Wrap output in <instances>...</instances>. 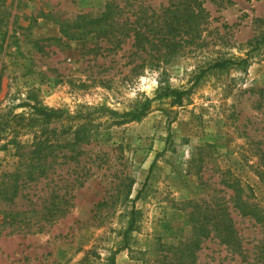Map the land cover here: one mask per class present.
Returning a JSON list of instances; mask_svg holds the SVG:
<instances>
[{"label":"rangeland","instance_id":"obj_1","mask_svg":"<svg viewBox=\"0 0 264 264\" xmlns=\"http://www.w3.org/2000/svg\"><path fill=\"white\" fill-rule=\"evenodd\" d=\"M177 1L0 0V181L25 172L20 155L39 140H72L85 122L91 137L79 154L57 151L46 178L0 204L1 264H174L191 219L222 209L248 259L212 236L194 264H259L262 229L234 197L240 188L264 210V0H203L207 18L192 42L138 50L132 28L147 32ZM110 3L119 6L110 34L78 30L77 17L99 18ZM247 57L245 69L204 72ZM167 87L189 94L173 104L157 97ZM147 100L139 120L115 113ZM24 104L60 114L48 122ZM55 195L69 210L46 222Z\"/></svg>","mask_w":264,"mask_h":264},{"label":"trees","instance_id":"obj_2","mask_svg":"<svg viewBox=\"0 0 264 264\" xmlns=\"http://www.w3.org/2000/svg\"><path fill=\"white\" fill-rule=\"evenodd\" d=\"M203 0H178L171 6L163 9V16L158 17L155 26H149L147 32L141 29H134L135 44L134 46L141 50L144 48V42L151 43L156 48L158 46L177 47L184 41H193L196 37L199 24L206 21L207 12L203 8ZM218 5L230 4L231 0H212ZM119 6L115 3H110L106 6L105 12L99 18H93L89 15L77 17V28L81 33H102L103 35L110 34V30L114 28L113 20L115 19L116 12ZM113 17V18H112ZM116 23V22H115ZM148 35H147V34ZM152 37V40H151ZM187 39V40H186ZM157 42L156 44H154ZM264 43V39L261 41ZM260 44V42H258ZM174 50V48H173ZM168 55L166 54L158 58V62L165 60ZM157 62V61H156ZM243 67L244 69L249 66V57L239 61L226 60L216 62L211 65L208 70L224 69L229 67ZM189 94V91H181L177 89L161 88L159 91L160 99H171L177 105L183 103V98ZM151 101L147 100L136 109L118 114L124 121L139 120L147 115L150 109ZM29 108L34 109L36 115L40 116L45 121L56 120L59 112L51 110L42 106H30L24 104ZM22 118V117H19ZM86 122L78 126L74 132L72 140H63V142H54L52 138L46 137L44 140H39L36 144L31 146V151L22 152L20 155V164L25 165L26 170L24 173H9L2 176L0 181V204H12L20 197L21 186L29 181H35L39 178H46L50 170L51 164L56 159L57 151L63 152L65 149L68 152L79 154V149L84 144L91 143V137L86 130ZM43 134V133H41ZM61 143V144H60ZM36 155V157H35ZM259 166L263 170H257V175L264 180V153L260 155ZM25 158V159H23ZM23 160V161H22ZM236 209L240 211L242 216L254 219L260 225L263 233V242L258 252V263L264 264V210L260 209L255 204L245 202L242 198V190L235 189ZM58 199V200H57ZM50 208H47L46 222L63 217L68 212L69 200L63 197L54 196L50 202ZM131 220L129 230L134 228L138 212L135 209L131 210ZM13 214V213H11ZM192 235L188 238L187 244L177 249L176 263L174 264H194L195 255L201 248V243L210 237L214 236L219 239L221 244L231 249L234 253L238 254L243 261L248 258L246 256L245 248L243 245L242 237L235 227V223L226 209H222L219 214L212 216L206 215L202 219H191ZM173 264V263H170Z\"/></svg>","mask_w":264,"mask_h":264},{"label":"crops","instance_id":"obj_3","mask_svg":"<svg viewBox=\"0 0 264 264\" xmlns=\"http://www.w3.org/2000/svg\"><path fill=\"white\" fill-rule=\"evenodd\" d=\"M6 239V238H5ZM5 239H3V240H1L0 241V245H1V243L3 242V241H5ZM19 243V242H18ZM2 250H3V248H2ZM1 264V263H0ZM3 264H13V262H12V260L11 261H9L8 259L5 261V263H3Z\"/></svg>","mask_w":264,"mask_h":264}]
</instances>
